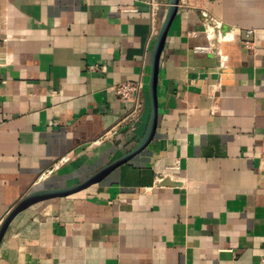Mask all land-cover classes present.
Here are the masks:
<instances>
[{
  "label": "crops",
  "instance_id": "0c3cea01",
  "mask_svg": "<svg viewBox=\"0 0 264 264\" xmlns=\"http://www.w3.org/2000/svg\"><path fill=\"white\" fill-rule=\"evenodd\" d=\"M169 2L0 0V225L23 197L78 184L138 146ZM203 11L230 37L210 52L196 51L210 43ZM125 81L143 82L134 99L116 93ZM262 258L264 0H180L153 141L100 182L16 215L0 264Z\"/></svg>",
  "mask_w": 264,
  "mask_h": 264
},
{
  "label": "water",
  "instance_id": "95a60500",
  "mask_svg": "<svg viewBox=\"0 0 264 264\" xmlns=\"http://www.w3.org/2000/svg\"><path fill=\"white\" fill-rule=\"evenodd\" d=\"M180 0H170L169 7L164 18V21L159 29L156 37L152 52H151V64H150V77L148 81V94L150 99V117L146 132L138 144L132 151L114 160L110 164L104 166L97 173L90 176L86 180L67 187L55 188V189H41L37 190L25 197H23L4 217L0 225V245L4 240L5 234L10 226L12 220L20 212L29 208L30 206L52 198L65 197L75 194L79 191L85 190L88 187L100 182L108 174L120 167L124 163L128 162L135 155L142 152L154 139L157 125H158V75L160 59L165 47L167 35L169 29L176 18Z\"/></svg>",
  "mask_w": 264,
  "mask_h": 264
},
{
  "label": "built area",
  "instance_id": "2783aa9c",
  "mask_svg": "<svg viewBox=\"0 0 264 264\" xmlns=\"http://www.w3.org/2000/svg\"><path fill=\"white\" fill-rule=\"evenodd\" d=\"M203 18H204V32L209 39L210 43L208 45L204 46H198L196 47V51L198 52H210L215 48L216 42L221 43L224 41H229V33L223 32L221 27L222 23L220 20L215 18L213 15H211L207 11L202 12ZM254 29H247L246 30V39L244 40V44L247 47L252 46V36L254 34ZM217 54L220 56V58H223V55L220 50H217ZM144 84L142 81L138 82H131V81H125L121 82L116 85L115 90L118 96L124 100H130L134 99L135 96L141 92L143 89ZM137 107L139 108L141 104L137 102ZM101 141V140H98ZM63 160H68V158H63ZM260 264H264V258L261 259Z\"/></svg>",
  "mask_w": 264,
  "mask_h": 264
}]
</instances>
